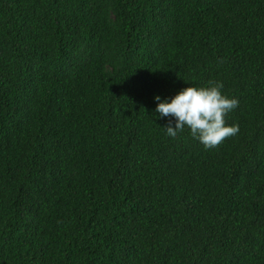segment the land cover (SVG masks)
I'll use <instances>...</instances> for the list:
<instances>
[{
    "label": "trees",
    "instance_id": "1",
    "mask_svg": "<svg viewBox=\"0 0 264 264\" xmlns=\"http://www.w3.org/2000/svg\"><path fill=\"white\" fill-rule=\"evenodd\" d=\"M209 81L238 132L168 137ZM0 264H264V0H0Z\"/></svg>",
    "mask_w": 264,
    "mask_h": 264
},
{
    "label": "clouds",
    "instance_id": "2",
    "mask_svg": "<svg viewBox=\"0 0 264 264\" xmlns=\"http://www.w3.org/2000/svg\"><path fill=\"white\" fill-rule=\"evenodd\" d=\"M223 83L209 81L207 86H188L170 98L153 97L154 113L171 117L162 128L170 138H176L185 128L191 137L206 149L215 148L227 137L238 132V125H227L226 115L237 108L238 100L221 91Z\"/></svg>",
    "mask_w": 264,
    "mask_h": 264
}]
</instances>
